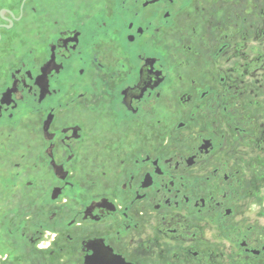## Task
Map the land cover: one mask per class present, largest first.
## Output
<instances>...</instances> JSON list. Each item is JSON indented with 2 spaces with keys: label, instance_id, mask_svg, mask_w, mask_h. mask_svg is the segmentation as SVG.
<instances>
[{
  "label": "flooded vegetation",
  "instance_id": "1",
  "mask_svg": "<svg viewBox=\"0 0 264 264\" xmlns=\"http://www.w3.org/2000/svg\"><path fill=\"white\" fill-rule=\"evenodd\" d=\"M263 184L264 0H0V264H264Z\"/></svg>",
  "mask_w": 264,
  "mask_h": 264
},
{
  "label": "rangeland",
  "instance_id": "2",
  "mask_svg": "<svg viewBox=\"0 0 264 264\" xmlns=\"http://www.w3.org/2000/svg\"><path fill=\"white\" fill-rule=\"evenodd\" d=\"M261 188H263V192H264V184L262 186H260ZM263 200H264V195H263ZM253 204L254 205H259V203L255 202V200H253ZM261 204V203H260ZM15 239L11 240L12 242H9V245H8V252L10 253V259H9V264H33L32 262V256L29 257V259L25 258L23 259L22 261L18 260L15 258V256L17 254H11V250H13V248L15 247V243H13ZM19 245V244H18ZM41 261V260H40ZM2 262V261H1Z\"/></svg>",
  "mask_w": 264,
  "mask_h": 264
}]
</instances>
